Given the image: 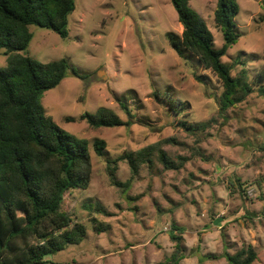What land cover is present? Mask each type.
I'll use <instances>...</instances> for the list:
<instances>
[{"label":"rangeland","instance_id":"374dc122","mask_svg":"<svg viewBox=\"0 0 264 264\" xmlns=\"http://www.w3.org/2000/svg\"><path fill=\"white\" fill-rule=\"evenodd\" d=\"M216 1L189 0V5L220 48ZM262 1L237 0L240 38L222 59L234 66L233 74L244 67L251 82L264 69ZM29 30L32 39L23 54L42 64L65 59L70 68L56 88L42 95L44 113L65 132L86 139L92 161L88 189L66 193L63 203L73 222L85 225L86 237L49 261L159 264L175 250L174 233L182 237L179 264H228L225 253L247 247L257 254L253 264H264V96L254 92L218 115L222 88L216 77L194 56H179L170 45L168 35L181 39L183 31L170 0H75L67 38L36 26ZM6 65L0 51V68ZM171 101L185 110L176 115ZM102 107L130 125L92 129L85 121H66ZM178 122L210 124L192 135ZM96 139L106 143L103 157L92 149ZM167 139L176 143H162ZM158 142L177 164L178 158L186 159L180 170H165L153 159L129 181L130 169L119 161L115 178L130 185H112L107 160ZM175 225L183 233L173 232Z\"/></svg>","mask_w":264,"mask_h":264},{"label":"trees","instance_id":"16d2710c","mask_svg":"<svg viewBox=\"0 0 264 264\" xmlns=\"http://www.w3.org/2000/svg\"><path fill=\"white\" fill-rule=\"evenodd\" d=\"M178 22L183 28L181 39L169 34L172 49L179 55L194 56L204 70L210 71L220 83L218 115L224 116L257 92L264 96V69L255 74V87L243 67L233 74L234 66L222 61L235 45L240 34L235 17L239 13L237 0H217L214 13L215 27L222 34L220 48L204 20L189 5V0H170ZM264 9V0L262 1ZM75 10V0H0V51L7 57V65L0 68V264H53L48 257L78 245L86 237V227L63 210L64 196L75 190H87L92 177L89 142L65 132L46 116L41 106L42 95L56 88L70 69L65 59L46 64L23 54L32 39L29 27L36 26L68 37V16ZM236 64H242L237 59ZM76 77L75 71L72 72ZM79 78V77H78ZM159 94L156 93L155 96ZM176 115L184 107L176 108L168 102ZM123 111L131 117L125 104ZM175 109V110H174ZM92 129L128 126L115 113L99 108L95 113H83L78 119ZM178 127L195 135L210 122L186 124ZM165 144H175L167 139ZM161 142L138 151L124 152L115 160H107V171L113 186L128 188L115 178L117 162H125L131 179L137 178L142 166H150L157 159L165 170H180L186 159L174 162L160 147ZM94 153L103 157L106 143L94 140ZM241 196L245 190L237 179ZM102 211V210H98ZM97 233L102 228L94 227ZM172 231L183 233L175 225ZM175 244L172 255L159 264H179L184 258L182 237L172 233ZM228 264H253L257 254L251 247L235 254L225 253Z\"/></svg>","mask_w":264,"mask_h":264},{"label":"built area","instance_id":"2783aa9c","mask_svg":"<svg viewBox=\"0 0 264 264\" xmlns=\"http://www.w3.org/2000/svg\"><path fill=\"white\" fill-rule=\"evenodd\" d=\"M165 230H169V229H165Z\"/></svg>","mask_w":264,"mask_h":264},{"label":"crops","instance_id":"0c3cea01","mask_svg":"<svg viewBox=\"0 0 264 264\" xmlns=\"http://www.w3.org/2000/svg\"><path fill=\"white\" fill-rule=\"evenodd\" d=\"M65 264H68V263H65Z\"/></svg>","mask_w":264,"mask_h":264}]
</instances>
